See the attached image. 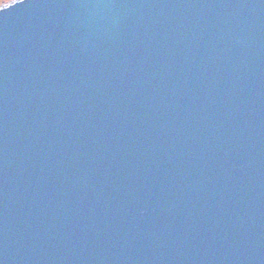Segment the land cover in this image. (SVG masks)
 <instances>
[{
    "label": "water",
    "instance_id": "water-1",
    "mask_svg": "<svg viewBox=\"0 0 264 264\" xmlns=\"http://www.w3.org/2000/svg\"><path fill=\"white\" fill-rule=\"evenodd\" d=\"M7 8L0 264H264V0Z\"/></svg>",
    "mask_w": 264,
    "mask_h": 264
},
{
    "label": "rangeland",
    "instance_id": "rangeland-1",
    "mask_svg": "<svg viewBox=\"0 0 264 264\" xmlns=\"http://www.w3.org/2000/svg\"><path fill=\"white\" fill-rule=\"evenodd\" d=\"M15 1H17V0H7V2L2 7H0V8H3L5 6H8V5L14 3Z\"/></svg>",
    "mask_w": 264,
    "mask_h": 264
},
{
    "label": "snow or ice",
    "instance_id": "snow-or-ice-1",
    "mask_svg": "<svg viewBox=\"0 0 264 264\" xmlns=\"http://www.w3.org/2000/svg\"><path fill=\"white\" fill-rule=\"evenodd\" d=\"M17 5H13L12 7H15ZM8 10H11V8H7V9H0V15H3L5 12H7Z\"/></svg>",
    "mask_w": 264,
    "mask_h": 264
},
{
    "label": "clouds",
    "instance_id": "clouds-1",
    "mask_svg": "<svg viewBox=\"0 0 264 264\" xmlns=\"http://www.w3.org/2000/svg\"><path fill=\"white\" fill-rule=\"evenodd\" d=\"M6 2L7 0H0V7H2Z\"/></svg>",
    "mask_w": 264,
    "mask_h": 264
}]
</instances>
